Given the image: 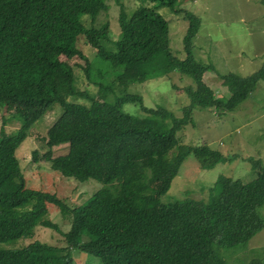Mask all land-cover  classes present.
I'll return each mask as SVG.
<instances>
[{
    "label": "trees",
    "instance_id": "trees-1",
    "mask_svg": "<svg viewBox=\"0 0 264 264\" xmlns=\"http://www.w3.org/2000/svg\"><path fill=\"white\" fill-rule=\"evenodd\" d=\"M114 1L119 5L116 39L108 21L96 23L107 9L106 0H0V107L9 102L27 109L17 128L7 131L4 119L0 125V264H74L75 248L97 256L98 264H226L221 249L245 247L264 227L259 213L264 164L257 158L250 160L252 179L219 174L206 201L159 199L187 154L206 156L211 164L230 161L206 144H178L176 132L194 107L233 110L264 81V59L248 75L219 74L228 95L218 98L203 80L213 65L192 55L199 17L178 7L182 0H139L131 12ZM157 6L181 13L186 21L184 57L172 53L168 21ZM82 40L94 49L95 58L83 53ZM61 56L82 59L78 66L85 79L111 93L112 100L75 90L73 68ZM172 71L192 80L182 87L189 103L181 116L163 106L146 107L139 95L124 92L134 82ZM69 95H84L88 104L69 100ZM125 101H136L143 114L123 111ZM55 104L60 114L42 135L47 147L43 159L64 176L105 184L69 210L55 194L25 186L15 155L35 121ZM63 143L67 150L53 155L52 147ZM46 202L64 214L69 211L66 230L42 218ZM36 224L61 231L63 243L34 239L19 247L3 244L33 237ZM245 264L264 263L251 258Z\"/></svg>",
    "mask_w": 264,
    "mask_h": 264
},
{
    "label": "rangeland",
    "instance_id": "rangeland-1",
    "mask_svg": "<svg viewBox=\"0 0 264 264\" xmlns=\"http://www.w3.org/2000/svg\"><path fill=\"white\" fill-rule=\"evenodd\" d=\"M120 1L127 12H131L139 3V0ZM106 7V11L96 17V23L108 21L111 38L116 39L120 32L117 22L119 5L114 0H106ZM178 7L199 17L200 23L192 38V55L199 62L213 65L214 70L207 69L203 73V80L214 90V96L227 97L228 90L221 84L219 74L234 72L245 76L259 69L264 59V0H182ZM155 9L168 21L169 47L172 53L179 58L184 57L182 36L187 26L186 21L182 19L181 13H174L166 6H157ZM81 42L82 51L87 58H95L94 49L83 40ZM158 53L164 57L162 51L159 50ZM61 58L73 68L75 90L83 91L96 100H112L111 93L100 90L85 79L78 66V63H83L82 59ZM191 82L189 76L172 71L142 82H134L124 92L139 95L146 107L163 106L175 116H181L182 107L189 103V97L182 91V87ZM68 99L88 104L84 95H69ZM121 109L136 116L143 114L136 101L123 102ZM26 110L5 102L0 107V125L4 119L7 131L17 128L26 115ZM59 114V106L55 104L36 120L29 135L15 149V155L25 186L55 194L69 210L80 205L105 184L94 179L79 181L64 176L51 169L49 162L43 159L42 154L47 147L42 135ZM154 121L159 123L160 119L155 117ZM176 138L178 144H206L218 149L223 155L230 157V161L211 164L206 156L187 154L167 191L159 196L160 201L171 202L183 198L206 201L210 187L219 174L242 181L252 179L254 170L250 166V160L257 158L264 164V81H258L256 88L233 110L192 108L191 118L176 132ZM52 150L53 155L62 154L67 150V144L53 146ZM33 151L36 152V160L33 159ZM30 204L31 201L26 207ZM259 213L264 218V204L259 208ZM42 218L55 223L61 231L69 227V211L64 214L63 208L52 202H46ZM59 230L36 224L33 237H20L3 244L7 247H19L34 239L47 244H62L63 238ZM219 253L226 264H245L251 258L261 259L264 263V227L251 237L245 247L221 249ZM72 257L74 264L99 263L97 256L76 248L72 249Z\"/></svg>",
    "mask_w": 264,
    "mask_h": 264
}]
</instances>
